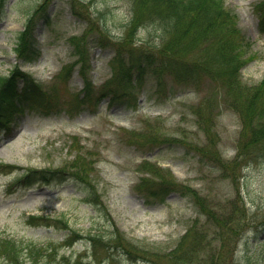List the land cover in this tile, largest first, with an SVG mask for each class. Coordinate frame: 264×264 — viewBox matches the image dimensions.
<instances>
[{
  "label": "rangeland",
  "instance_id": "374dc122",
  "mask_svg": "<svg viewBox=\"0 0 264 264\" xmlns=\"http://www.w3.org/2000/svg\"><path fill=\"white\" fill-rule=\"evenodd\" d=\"M260 1L225 0L250 43L249 87L264 80ZM132 11L133 0H0V74L18 65L42 86L44 104L0 121V240L51 247L24 264H264V154L250 155L228 85L191 65L197 79L163 70L159 81L147 67L129 100L102 95L117 82V45L134 49L120 51L126 61L162 60L152 24L124 40ZM27 25L41 50L33 61L15 50ZM44 168L54 170L49 181L23 176ZM163 179L179 190L153 194ZM3 255L0 264H17Z\"/></svg>",
  "mask_w": 264,
  "mask_h": 264
},
{
  "label": "trees",
  "instance_id": "16d2710c",
  "mask_svg": "<svg viewBox=\"0 0 264 264\" xmlns=\"http://www.w3.org/2000/svg\"><path fill=\"white\" fill-rule=\"evenodd\" d=\"M2 6L4 0H1ZM260 17L261 30L264 32V0L256 6ZM146 23L152 24L157 29L156 37L160 38L159 52L162 60L158 63L148 57L131 58L126 61L119 56L120 51L127 46V51H133L130 43L116 46L115 74L118 76L115 86H112L102 93L109 98V102L118 101L121 98L130 99L128 91L135 88L139 81L144 79V69L152 67L157 73L156 77L162 80L163 70H173L175 76L180 80L197 79L199 74L189 73V65L193 68L201 69V73L212 78H220L223 85H228V98H231V106L234 107L242 118L245 135L251 136L250 147L253 151L250 155L264 154V80L255 87L245 85L241 79L242 67L247 63L250 43H244L245 35L238 25L236 14L229 9L224 0H133V11L130 21L127 23L129 33L124 40H129L137 34L138 30ZM75 38V37H72ZM80 39V37H79ZM79 43V41H74ZM17 55L24 60H36L41 50L35 38L34 30L30 25L25 26L18 36L16 46ZM75 54H79V61L83 60L81 49H76ZM147 53L144 48H137V53ZM118 58V59H117ZM134 68L136 73L133 74ZM113 77V76H112ZM111 77V78H112ZM110 78V79H111ZM90 87V82L80 90ZM119 89V92H117ZM123 91V92H121ZM43 92L42 86L37 83L28 73L15 66L10 74H0V121L2 123L11 121L18 110H24L29 105L32 108H42L44 104L37 101V97ZM226 94V93H225ZM120 95V96H119ZM123 95V96H122ZM28 99V103L26 102ZM27 103V104H26ZM197 115L206 121V116L202 111H197ZM83 158L79 156V159ZM78 159L75 157L74 162ZM82 161H79L81 164ZM75 163V166H79ZM150 165L147 160L144 164ZM67 168L59 169L58 173H64ZM70 172H78L76 168H70ZM153 172H155L153 170ZM54 170L45 168L42 170H26L23 176L33 180H51ZM80 173V172H79ZM29 180V181H30ZM163 179L159 187L153 194H158L165 189H177L179 185ZM192 188H188L187 195L194 194ZM205 212V211H204ZM34 219H41L39 215H31ZM65 224L68 221L65 220ZM190 230V229H189ZM95 245L98 244L108 250L111 248L104 244V239L100 236H93ZM119 241H123L120 239ZM108 244V243H106ZM43 245L31 239L2 238L0 240L1 255L8 261H16L17 264L25 263V254L33 255L35 258L42 251L48 252L51 247L43 249ZM54 250V249H53ZM175 250L171 251L172 254ZM179 258V257H178ZM69 263V262H68ZM73 264V263H70Z\"/></svg>",
  "mask_w": 264,
  "mask_h": 264
}]
</instances>
